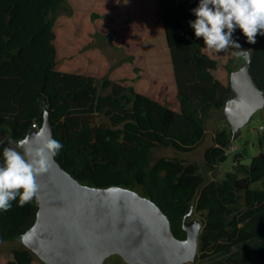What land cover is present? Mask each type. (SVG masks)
I'll list each match as a JSON object with an SVG mask.
<instances>
[{
  "label": "trees",
  "instance_id": "16d2710c",
  "mask_svg": "<svg viewBox=\"0 0 264 264\" xmlns=\"http://www.w3.org/2000/svg\"><path fill=\"white\" fill-rule=\"evenodd\" d=\"M198 4L157 0L155 16L172 79L150 71L138 89L143 75L134 57L114 65L96 37L83 40V57L57 58L61 32L76 30L78 12L71 0H0V163L3 149L39 130L49 109L54 138L63 145L55 158L75 179L139 191L163 210L179 239L187 236L183 221L196 200L204 217L198 249L205 264H264V128L257 142L261 151L248 164L235 156L221 181L205 183L197 164L154 158L160 148L195 150L205 137L207 116L222 111L231 92L230 76L226 82L215 76L218 60L190 27ZM117 15L112 6L92 13L89 24L109 25L107 37L119 41L126 35L114 29ZM234 36L242 37L239 29ZM158 46L152 45L153 55ZM251 46L250 72L264 90V36ZM231 140L230 129L217 133L205 152L208 168L226 162ZM38 207L35 198L23 207L13 201L10 211L0 212V243L20 239L34 224ZM34 260L22 245L3 264Z\"/></svg>",
  "mask_w": 264,
  "mask_h": 264
},
{
  "label": "water",
  "instance_id": "95a60500",
  "mask_svg": "<svg viewBox=\"0 0 264 264\" xmlns=\"http://www.w3.org/2000/svg\"><path fill=\"white\" fill-rule=\"evenodd\" d=\"M242 60L230 73L231 92L222 108L232 132L229 149L240 129L264 108V90L250 72L251 52ZM42 127L54 138L49 109ZM37 183L36 220L20 240L45 264H104L113 255L128 264H187L197 256L202 222H187L192 210L183 221L187 236L179 239L151 198L130 188L83 184L56 158Z\"/></svg>",
  "mask_w": 264,
  "mask_h": 264
},
{
  "label": "rangeland",
  "instance_id": "374dc122",
  "mask_svg": "<svg viewBox=\"0 0 264 264\" xmlns=\"http://www.w3.org/2000/svg\"><path fill=\"white\" fill-rule=\"evenodd\" d=\"M73 8L77 15L76 30L73 34L62 31L60 40L63 48L58 53V59H66L73 61L83 57L84 52L79 48L85 37H96L98 46L105 52L111 62L115 65L128 57L133 56L136 64L142 68L143 79L136 85L139 89L144 82L145 77L150 71L161 79H172L171 60L167 48L165 35L161 24L157 22L155 16V8L157 0H71ZM116 6L118 7V15L115 19L116 31L125 34L126 37L119 41H112L107 37L109 33V25L98 26V21L89 24L92 13H104L106 9ZM103 17V16H102ZM233 38L236 40L234 33ZM259 38L257 35L256 40ZM157 47V54H152V45ZM243 47L248 48L252 44H248L242 36L237 40ZM246 46V47H245ZM236 49L216 53L209 51L219 62L217 70L214 72L218 79L228 81L232 70L238 68L242 63V55L237 56L234 53ZM171 87V93L174 85ZM264 128V108L257 111L251 118L250 122L240 129V136L234 140L231 148L228 149V158L226 162L220 163L210 169L206 165L205 152L207 149L215 145V138L218 132L229 130L230 125L227 122L221 110H213L206 118V133L202 143L193 151L181 153L173 148H160L154 151V158H178L186 164L194 163L199 167V171L203 176L205 183L212 181H221L225 178L227 172L231 171L234 166V157H239L241 163L248 164L252 156L257 155L261 149L258 146V138L261 130ZM15 142V141H13ZM136 191V190H135ZM139 193V191H137ZM140 194V193H139ZM196 201V200H195ZM195 201L191 205L192 213L189 215L187 222L194 220H204L203 214L196 211ZM24 246L20 239L1 242L0 243V263L3 264L11 259V251L14 248ZM201 253L198 249L195 260L187 264H205L201 260ZM32 264H45L36 255ZM104 264H128L119 255H113L107 258Z\"/></svg>",
  "mask_w": 264,
  "mask_h": 264
},
{
  "label": "clouds",
  "instance_id": "9594fccd",
  "mask_svg": "<svg viewBox=\"0 0 264 264\" xmlns=\"http://www.w3.org/2000/svg\"><path fill=\"white\" fill-rule=\"evenodd\" d=\"M192 14L195 20L190 22V27L209 51L220 53L236 49L234 55L237 56L250 53V49H243L233 38L236 29L248 44H255L257 35L264 36V0H199ZM62 148L51 131L41 127L3 149L0 212L10 211L13 201L23 207L38 197L37 178L49 171Z\"/></svg>",
  "mask_w": 264,
  "mask_h": 264
},
{
  "label": "built area",
  "instance_id": "2783aa9c",
  "mask_svg": "<svg viewBox=\"0 0 264 264\" xmlns=\"http://www.w3.org/2000/svg\"><path fill=\"white\" fill-rule=\"evenodd\" d=\"M33 127H34V128H37V125H36V124H34V125H33Z\"/></svg>",
  "mask_w": 264,
  "mask_h": 264
},
{
  "label": "crops",
  "instance_id": "0c3cea01",
  "mask_svg": "<svg viewBox=\"0 0 264 264\" xmlns=\"http://www.w3.org/2000/svg\"><path fill=\"white\" fill-rule=\"evenodd\" d=\"M8 261V260H7ZM33 263V262H32Z\"/></svg>",
  "mask_w": 264,
  "mask_h": 264
}]
</instances>
